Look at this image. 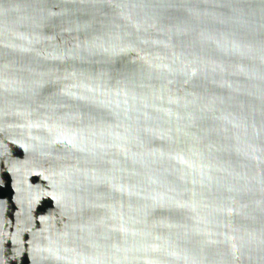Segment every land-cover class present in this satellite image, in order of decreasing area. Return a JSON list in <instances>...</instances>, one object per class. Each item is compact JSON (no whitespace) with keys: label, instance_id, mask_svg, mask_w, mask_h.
Returning <instances> with one entry per match:
<instances>
[{"label":"water","instance_id":"95a60500","mask_svg":"<svg viewBox=\"0 0 264 264\" xmlns=\"http://www.w3.org/2000/svg\"><path fill=\"white\" fill-rule=\"evenodd\" d=\"M0 264H264V0H0Z\"/></svg>","mask_w":264,"mask_h":264}]
</instances>
